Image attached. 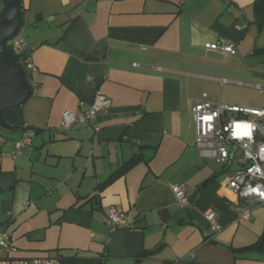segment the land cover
<instances>
[{"label":"crops","instance_id":"crops-1","mask_svg":"<svg viewBox=\"0 0 264 264\" xmlns=\"http://www.w3.org/2000/svg\"><path fill=\"white\" fill-rule=\"evenodd\" d=\"M35 89L2 113L0 231L13 259L102 264H264V206L225 187L232 163L199 158L191 107L257 108L264 122V24L255 0H18ZM0 0V11L2 9ZM223 41L235 55L204 49ZM108 110L61 128L95 96ZM25 127L38 131L20 157ZM136 162L125 171L123 165ZM207 183L201 187L203 182ZM193 204L179 207L172 186ZM126 215L111 229L107 213ZM214 211L220 231L204 218Z\"/></svg>","mask_w":264,"mask_h":264},{"label":"built area","instance_id":"built-area-1","mask_svg":"<svg viewBox=\"0 0 264 264\" xmlns=\"http://www.w3.org/2000/svg\"><path fill=\"white\" fill-rule=\"evenodd\" d=\"M7 50L13 55H21V64L28 75L36 72L26 42L23 38L12 37L6 43ZM205 50L219 51L235 55L232 44L219 41L206 43ZM110 107V100L97 95L79 112L64 111L61 114V128L68 129L75 124H89ZM263 112L257 108L225 103L219 100H200L191 107V122L194 132V146L199 158L213 161L223 167L237 164L225 187L246 202V207L237 215L238 220H248L252 204L264 206V122ZM32 133L14 143L13 157L23 154L29 145ZM172 192L179 207L188 205V197L180 186H172ZM208 228L215 234L220 231L216 213L209 211L204 216ZM127 217L112 208L107 213V223L111 229L124 227ZM6 232L0 231V264H59L56 258L49 259H13L2 258L3 253H15Z\"/></svg>","mask_w":264,"mask_h":264},{"label":"water","instance_id":"water-1","mask_svg":"<svg viewBox=\"0 0 264 264\" xmlns=\"http://www.w3.org/2000/svg\"><path fill=\"white\" fill-rule=\"evenodd\" d=\"M0 11V129L14 131L18 127L8 124L2 117L6 110L23 104L35 89L30 76L21 64V55L11 54L6 43L17 35L20 27L21 8L18 0H2ZM206 182L201 184L203 187ZM197 192L188 196L193 204Z\"/></svg>","mask_w":264,"mask_h":264},{"label":"trees","instance_id":"trees-1","mask_svg":"<svg viewBox=\"0 0 264 264\" xmlns=\"http://www.w3.org/2000/svg\"><path fill=\"white\" fill-rule=\"evenodd\" d=\"M252 8H253L255 23H257L258 27H260L262 24H264V0H255L252 4ZM25 130L32 134L33 132L36 133L38 131V129L34 130L33 128H29V127H25ZM137 159H138V156L133 157L130 161H128L127 163L123 165V168L121 169V171H125V169L133 165V163L136 162ZM263 241H264V233L259 239V242H257L255 245L251 247L260 245ZM59 264H102V263L100 260L93 259V260H86L83 262H80L77 260H64V261L59 260Z\"/></svg>","mask_w":264,"mask_h":264}]
</instances>
